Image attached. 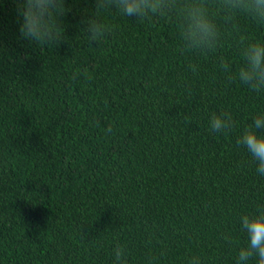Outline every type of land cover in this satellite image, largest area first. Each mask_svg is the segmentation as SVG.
<instances>
[{
	"label": "trees",
	"instance_id": "obj_1",
	"mask_svg": "<svg viewBox=\"0 0 264 264\" xmlns=\"http://www.w3.org/2000/svg\"><path fill=\"white\" fill-rule=\"evenodd\" d=\"M65 6V41L39 49L20 36L16 0H0V264H113L117 245L129 264H237L240 218L264 206L237 140L264 94L228 84L216 57L181 56L173 20L102 12L110 31L91 44L95 0ZM222 54L240 66L235 48ZM221 111L235 121L226 135L209 131Z\"/></svg>",
	"mask_w": 264,
	"mask_h": 264
},
{
	"label": "clouds",
	"instance_id": "obj_2",
	"mask_svg": "<svg viewBox=\"0 0 264 264\" xmlns=\"http://www.w3.org/2000/svg\"><path fill=\"white\" fill-rule=\"evenodd\" d=\"M20 21L19 32L23 40L39 49L57 48L65 41L64 17L70 11L66 0H16ZM115 9L125 17H135L137 22L173 20L177 27V52L195 60L216 57L217 67L227 76V83H239L250 92L264 94V38L248 34L242 21L264 29V0H95V11L82 21V28L91 44L98 43L110 28L100 17L102 12ZM235 48L241 64H233L222 54ZM198 73L200 64L192 60L187 65ZM87 78V69L84 70ZM76 79V76L73 77ZM248 123L237 145L242 146L256 162V171L264 176V114ZM235 127L231 112H214L209 120V131L228 134ZM110 131V126H109ZM241 231L247 244L238 251L237 264H248L252 259L264 264V206L240 218ZM231 243V238L225 236ZM113 264H129L126 246L117 245L112 250ZM188 264H202L198 255Z\"/></svg>",
	"mask_w": 264,
	"mask_h": 264
}]
</instances>
